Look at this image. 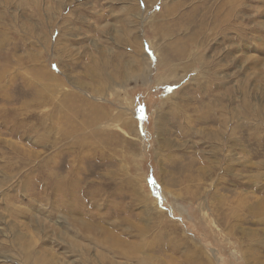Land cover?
<instances>
[{"label":"rangeland","instance_id":"rangeland-1","mask_svg":"<svg viewBox=\"0 0 264 264\" xmlns=\"http://www.w3.org/2000/svg\"><path fill=\"white\" fill-rule=\"evenodd\" d=\"M0 264H264V0H0Z\"/></svg>","mask_w":264,"mask_h":264}]
</instances>
